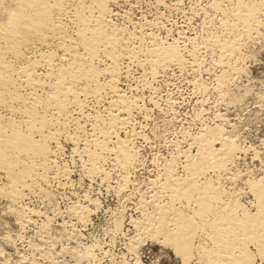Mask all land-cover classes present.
I'll list each match as a JSON object with an SVG mask.
<instances>
[{
  "label": "bare ground",
  "instance_id": "1",
  "mask_svg": "<svg viewBox=\"0 0 264 264\" xmlns=\"http://www.w3.org/2000/svg\"><path fill=\"white\" fill-rule=\"evenodd\" d=\"M125 1L143 0H0V202L19 225L35 228L39 241L28 239L31 254L21 255L22 264H83L82 257L92 256L90 247L82 255L56 250L47 216L37 221L39 213L28 204L49 202L53 187L69 182L66 145L88 177L110 178L109 166L123 190L139 160L132 140L141 133L132 120L142 108L133 92L151 88L169 70L202 72L208 53L221 67V92L240 71L245 43L264 30V0H211L219 34L209 32L188 49L142 34L141 24L129 29L121 23L129 16L120 10ZM149 2L164 7L162 0ZM133 69L140 71L134 83ZM190 145L196 154L181 155L183 177L168 165L162 179L150 180L166 203L153 195L154 211L133 225L170 247L181 264H264V176L245 179L233 195L221 182L240 179L230 171L243 156L234 140L203 128ZM68 212L84 223L90 210L77 201Z\"/></svg>",
  "mask_w": 264,
  "mask_h": 264
},
{
  "label": "rangeland",
  "instance_id": "2",
  "mask_svg": "<svg viewBox=\"0 0 264 264\" xmlns=\"http://www.w3.org/2000/svg\"><path fill=\"white\" fill-rule=\"evenodd\" d=\"M162 1L164 7L149 0L134 6L121 2L120 10L129 14L121 23L129 29L135 23L141 24V29H136L142 34L150 33L157 40L176 42L188 49L196 47L210 33L219 34L220 16L210 9L211 0ZM210 19L214 22L207 25ZM241 53L240 73L233 75L221 92L216 90V77L222 70L212 53L203 54V71L198 74L169 70L160 73L151 88L133 92L142 108L134 112L132 120V125L141 133L132 140L139 160L128 176L129 185L123 190L119 191L117 173L113 174L109 166H104V170L110 173V178L88 177L80 161L71 159L70 146H65L62 160L72 171L69 182L53 187L52 201L28 203L39 215L47 216L49 238L54 237L50 240L55 241L56 250L69 247L82 255L84 248H92L91 258L85 261L81 256L83 264H181L180 257L170 247L160 239L144 235L133 224L145 221V215L154 211L149 205L153 195L160 203H166L150 180L162 179L168 165L174 166L176 176L183 177L181 155L186 150L196 154L195 147L190 145L191 138L198 136L203 128L222 130L243 153L236 164L230 165V171L239 173L240 179L221 182L225 190L238 194L244 188L245 179L264 176V30L259 39L246 42ZM139 72L133 69L129 81H135ZM77 201L87 204L90 210L84 223H77L68 212ZM42 215L34 218L39 221ZM18 222L0 202V264H22L18 262L21 255L31 254L28 243L39 242L35 228L20 224L22 228ZM26 239L35 241L26 242ZM68 256L62 257L63 260L73 263ZM44 262L41 264H51Z\"/></svg>",
  "mask_w": 264,
  "mask_h": 264
}]
</instances>
